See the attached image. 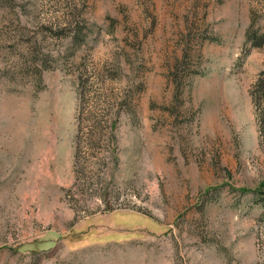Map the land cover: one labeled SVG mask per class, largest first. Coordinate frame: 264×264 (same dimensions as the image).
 <instances>
[{"label":"rangeland","instance_id":"374dc122","mask_svg":"<svg viewBox=\"0 0 264 264\" xmlns=\"http://www.w3.org/2000/svg\"><path fill=\"white\" fill-rule=\"evenodd\" d=\"M262 36L264 0H0V264H264Z\"/></svg>","mask_w":264,"mask_h":264},{"label":"trees","instance_id":"16d2710c","mask_svg":"<svg viewBox=\"0 0 264 264\" xmlns=\"http://www.w3.org/2000/svg\"><path fill=\"white\" fill-rule=\"evenodd\" d=\"M247 38H250L248 34H247ZM252 38H253V36H252ZM260 40L261 41L256 42L254 44V46H263L264 45V36H262ZM254 87H255L254 88L255 89V91H254L255 97H257V98H260L262 96L264 97V72L258 76L257 82L255 83ZM113 124H114L113 121H110L111 128H112ZM262 190H263V188L261 187V188L255 189L254 192L261 193ZM242 191H245V190H242Z\"/></svg>","mask_w":264,"mask_h":264}]
</instances>
